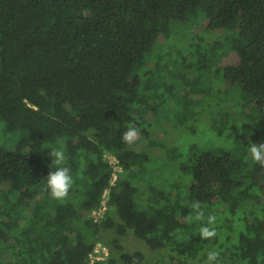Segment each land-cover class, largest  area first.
<instances>
[{
	"label": "trees",
	"instance_id": "1",
	"mask_svg": "<svg viewBox=\"0 0 264 264\" xmlns=\"http://www.w3.org/2000/svg\"><path fill=\"white\" fill-rule=\"evenodd\" d=\"M197 17L230 33L237 59L221 80L238 91L239 114L231 128L225 122L227 134L213 114L224 144H193L185 161L161 125L167 112L179 125L197 116L194 95L204 103L219 90L208 79L221 77L225 41L205 51V63L176 72L152 49L174 24ZM193 45L186 55L200 57ZM194 70L202 74L191 79ZM168 95L178 105L164 109ZM129 126L139 129L132 147L121 140ZM258 127L264 0H0V264H89L106 229L166 252L150 261L113 239L115 249L94 264H203L209 250L219 251L217 264H264V168L248 151L257 137L264 142ZM53 147L65 150L74 181L63 203L46 184ZM108 152L122 170L114 183ZM106 188L110 209L95 220L88 213ZM193 202L205 221L194 219ZM208 215L218 236L202 240Z\"/></svg>",
	"mask_w": 264,
	"mask_h": 264
},
{
	"label": "rangeland",
	"instance_id": "2",
	"mask_svg": "<svg viewBox=\"0 0 264 264\" xmlns=\"http://www.w3.org/2000/svg\"><path fill=\"white\" fill-rule=\"evenodd\" d=\"M173 26L176 28L171 29L172 31L166 30L163 35H161L158 43L152 49V53L156 55L160 52L161 56L159 59L164 61L162 65L168 64L170 69L174 72H176L181 65H189L194 62V66L198 67L202 63H205L207 58L205 51L209 52L218 43V41H225L227 35L230 34L223 29L209 28L207 21L199 17L190 19L186 23L174 24ZM191 44L195 45H193L190 50H192V48L199 50L201 52L200 57L196 56V58H192L186 55L188 54L187 52L190 48L189 45ZM186 58L188 59L186 60ZM236 59V54L229 49V44L225 41L223 46L218 49L215 65V69L218 68L220 70L221 77L219 76V78H217L214 76L211 79H208L211 80L215 86H220V88L218 91H213L204 103L200 101V96L194 95L196 103L195 111L197 112V116L186 121L182 125H179L178 120L173 118L168 112L166 113L165 124L161 125H165V127L162 129L163 132L161 131L160 134L169 137L170 141L173 143L171 144L175 145L179 153H181V160L187 161L191 157L192 154L190 150L193 144L199 143L205 148L210 147L211 144H224L223 137L225 136L223 134L221 137V134L217 130L213 129V118L211 117L213 114L214 116H218L219 125L222 129L224 128V133L227 134L230 131L231 122H233L232 119L237 117L239 114V108L235 105L236 100L234 96V92L237 90H230L227 85H224L222 82V80H224L222 67L228 63L235 62ZM184 70H186V68H184ZM194 71L195 72L192 73L191 79L202 74L199 70ZM185 74H188V70L181 72L180 78ZM214 75H216L215 72ZM171 81L169 82L171 83ZM177 91L183 92L184 85L180 84ZM176 105H178V103L174 97H171L170 95L167 97L165 96V104L163 105L164 109L166 107ZM245 112L243 114H245ZM230 115L231 117H229ZM243 118L244 120L247 119V117L244 116ZM158 119H160V117H158ZM225 122H228V125H230L229 129L224 127ZM155 124V129L160 127L158 123ZM255 130L258 132L263 131L264 129L258 127V129L256 128ZM226 137L230 138L227 135ZM152 138H154V136ZM255 141L261 143L263 142V139H261V137H257ZM106 157L112 166L114 179L122 171L121 167L118 165L117 159L109 152ZM106 205L109 210L110 204L107 203ZM262 210H264V205ZM85 214L87 216L86 212ZM88 215L91 218H94L93 210L90 211ZM101 237L102 240L98 241L96 246L99 250L106 247L109 250V253L113 247L115 249L113 239H116L118 243L122 244L125 250H141L146 254L147 259L150 261H155L161 254L166 252L165 250H151L143 240L137 238L131 231L126 232L124 235H120L114 229H106L101 232ZM205 262L206 260L203 264H205ZM196 264H200V261H197Z\"/></svg>",
	"mask_w": 264,
	"mask_h": 264
},
{
	"label": "clouds",
	"instance_id": "3",
	"mask_svg": "<svg viewBox=\"0 0 264 264\" xmlns=\"http://www.w3.org/2000/svg\"><path fill=\"white\" fill-rule=\"evenodd\" d=\"M121 140L129 147L134 146L139 140V133L135 126H129L121 135ZM251 160L255 164L264 168V142H252L248 148ZM50 156L52 169L46 177V184L52 199L63 203L66 201L73 188V176L70 167L66 166L67 155L65 150L60 148H50L48 152ZM55 169V170H53ZM192 209L191 213H195L194 219L196 221H205V213L201 209L199 203L193 202L189 207ZM191 213L189 219H192ZM198 235L202 240L214 239L218 236L217 231V217L215 215H208L206 223H203L199 228ZM220 257L219 251L209 250L207 252V259L205 264H217Z\"/></svg>",
	"mask_w": 264,
	"mask_h": 264
},
{
	"label": "built area",
	"instance_id": "4",
	"mask_svg": "<svg viewBox=\"0 0 264 264\" xmlns=\"http://www.w3.org/2000/svg\"><path fill=\"white\" fill-rule=\"evenodd\" d=\"M116 178H117V176H116ZM116 178L112 179V183H114V180H116ZM110 190H111V188L105 189V191L103 193V199H102L101 205L97 209L93 210V215H94L93 219L99 220L102 217H104L105 213L107 212L108 206L106 204L109 203ZM109 255H110L109 250L106 247H104L102 250H99L96 246L94 251L92 253H90L91 261L89 262V264H94V262L97 260H104Z\"/></svg>",
	"mask_w": 264,
	"mask_h": 264
}]
</instances>
